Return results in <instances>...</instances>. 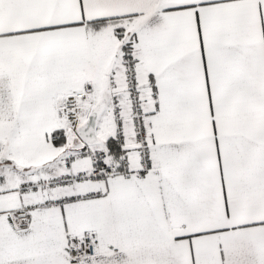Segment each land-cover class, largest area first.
Listing matches in <instances>:
<instances>
[{"label":"snow or ice","instance_id":"snow-or-ice-1","mask_svg":"<svg viewBox=\"0 0 264 264\" xmlns=\"http://www.w3.org/2000/svg\"><path fill=\"white\" fill-rule=\"evenodd\" d=\"M0 264H264V0H0Z\"/></svg>","mask_w":264,"mask_h":264}]
</instances>
